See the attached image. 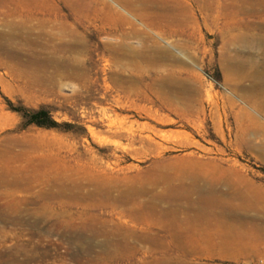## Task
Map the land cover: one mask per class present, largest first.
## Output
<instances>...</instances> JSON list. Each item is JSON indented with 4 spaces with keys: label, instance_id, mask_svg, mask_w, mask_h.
I'll return each instance as SVG.
<instances>
[{
    "label": "rangeland",
    "instance_id": "1",
    "mask_svg": "<svg viewBox=\"0 0 264 264\" xmlns=\"http://www.w3.org/2000/svg\"><path fill=\"white\" fill-rule=\"evenodd\" d=\"M139 1L0 0V264H254L247 246L183 255L157 219L173 209L94 202L110 185L155 193L192 172L226 204L178 218L227 216L264 239V0ZM157 10L179 23L137 17ZM236 34L246 40L226 44ZM17 107L57 125L28 123ZM61 185L76 200L51 199ZM101 227L162 242L91 239Z\"/></svg>",
    "mask_w": 264,
    "mask_h": 264
},
{
    "label": "bare ground",
    "instance_id": "2",
    "mask_svg": "<svg viewBox=\"0 0 264 264\" xmlns=\"http://www.w3.org/2000/svg\"><path fill=\"white\" fill-rule=\"evenodd\" d=\"M120 1L121 0H119V2ZM129 1L130 0H128V2ZM140 2H142V1L140 0L139 3ZM136 3H138V2H136ZM145 3L147 4V2H144V4ZM142 4L143 3H141L140 4L141 6L140 5L139 6L140 7H146V6H142ZM148 4H150V3H148ZM152 4H153V2H152ZM121 5H123V4H121ZM126 5H129V4H126ZM139 6L136 5V7H139ZM136 7L134 6V8H136ZM150 7H151V5H150ZM154 7H152V8H154ZM131 8H133V7H131ZM148 9H150V8H148ZM132 10H135V9H132ZM146 11L147 10H145L144 12H146ZM148 11H150V10H148ZM132 12H131V14H133ZM140 12H142V13L141 14H138L137 17L138 18H141V19L149 20V22L151 21L150 22V25L151 26H154L155 25V26H161V27H170L172 24L179 23L178 20L177 21L172 20L173 21L172 22L171 19H169V18L166 19L167 18L166 17L167 16L166 14H165L166 15L165 16L166 18L165 17L164 18H160L161 16L158 14V10L156 12H157L159 18H154L153 17L154 20L152 18L148 17L146 14H144L143 11H140ZM136 13H138V12H136ZM171 16H173V15H171ZM135 17H136V15H135ZM155 19H157V20H155ZM175 19H176V17H175ZM130 22H129V24H130ZM234 29H238V27H235ZM244 40H246L245 37H243V36L240 37V36H238V34H236L230 41H228V43L226 42V44H230V43L233 44V43H236V42H243ZM153 179H155V178H153ZM161 179L163 181L165 178L164 179L161 178ZM57 182H59V180ZM102 182H104V184H105V181H102ZM4 183L7 186H9V187H14V188H17V189H21V188H18V187H20L19 186L20 184H17L16 181L15 182L4 181ZM147 184H149V183H147ZM155 184L153 185L154 187H155ZM54 185H56V184H54ZM63 185L65 186V184H63ZM61 186H59V187L58 186L57 187L55 186L56 188H54V189H56V192L55 191L54 192L56 194H52L51 196L49 194L50 197H52V196L54 197V198H51V199H57L56 197L64 196L66 198H69L70 201H74L73 199H75L76 197H74L72 195V193L70 192V190L68 189V191L71 194H68V193L66 194L65 193V190H64L66 188L63 187V186L61 187ZM73 186H74V184H73ZM75 186H76V184H75ZM115 186H111L110 185L107 189L103 190L98 195V197H99V199L97 198V201L98 202H96V200L94 202L97 203L98 205H110V206L112 204H114V206H126V205H130L132 207V209L153 210V209H158V208H165L167 210L168 209H173L172 211H174V209L179 208V207H186V208H194V207H216V206L218 207V206H221L223 204H226V202H224L223 200H220V199L216 200L217 198L216 199L211 198V196L209 195V191H208L209 190V182H207L205 179H203L201 177H198V175H195L192 172L191 173L190 172H187V173L186 172L185 173L179 172V173H177L176 175H174V177L172 179H167V181H165L163 183V185H162L163 188L160 190V192H155V193H154V190L156 189V187H155V189H152L153 190V193L150 190H148V191H144V193L146 192L144 194L141 191H139V192L138 191L137 192L135 191L134 192V191H132L133 189L132 190L130 189L131 190L130 191L129 188H127V187H124V188H120L119 187L118 188V187H115ZM98 187H99V185L96 186V189H98ZM93 188L95 189V187H93ZM96 189H95V191H97ZM100 189H101V186H100ZM24 190H25V188H24ZM74 190H76V189L74 188L71 191H74ZM140 190H142V189H140ZM74 193L77 195L76 192H74ZM94 193H96V192L93 191L92 194H91V196ZM96 195L97 194H95V196ZM132 211H134V210H132ZM168 211H171V210H168ZM125 212L131 217V219L133 221H135L137 223H145L146 222V217L143 216L142 214H138L137 212L136 213L135 212H129L128 210L125 211ZM169 217L167 216V217H161L162 219H160V218H157V219L161 223H163V224H166V223H170L171 224L172 223V218H169ZM105 232H104V227H101V228L98 229V231H96L95 233H92L91 234V239H93V238H98V239L99 238H103V239H109V238H111V241L110 242L113 243L112 241H114V243H115L116 241H122V242L123 241H126V240H128V238H134L136 240H139L140 242H143L145 240H150L152 238L149 235H145V234H141V233L139 235L138 234L136 235L135 233L133 234L132 232H129V231L123 232V231H119L118 229L116 231L114 229H110V232L108 231V234H106ZM129 249L128 248H123V249L117 251V248H115V249H113L111 251V254H115L116 255L117 252H118L120 255H124L127 252H129L128 251ZM161 264H172V263L170 261H164Z\"/></svg>",
    "mask_w": 264,
    "mask_h": 264
},
{
    "label": "crops",
    "instance_id": "3",
    "mask_svg": "<svg viewBox=\"0 0 264 264\" xmlns=\"http://www.w3.org/2000/svg\"><path fill=\"white\" fill-rule=\"evenodd\" d=\"M197 208L210 207H179L174 209V215L169 217L172 218V227L166 229L170 231L173 240L176 239L174 244L176 246L178 245V249L183 255L188 254L195 258H207L211 256L222 257L227 253H233L234 250H236L237 253H241L244 250V246H247L250 248L251 252L248 257L253 256L252 259L255 261L254 264H264V254L260 248V246L264 245V239L261 241L260 226H250L242 223L231 224L226 222L227 216L206 215L204 217L195 218L190 216L184 219L177 217V214L182 211H193ZM205 214L207 213L205 212ZM211 222H217L220 223V225L212 226ZM262 232L264 233V228L262 229ZM161 242V238L153 236L143 244H155L157 246L161 244ZM213 246H218V248L213 250ZM179 260L180 264H191L188 261H183L182 259ZM165 261H170L172 264H176L175 261L169 259ZM156 264L160 263L157 262Z\"/></svg>",
    "mask_w": 264,
    "mask_h": 264
},
{
    "label": "trees",
    "instance_id": "4",
    "mask_svg": "<svg viewBox=\"0 0 264 264\" xmlns=\"http://www.w3.org/2000/svg\"><path fill=\"white\" fill-rule=\"evenodd\" d=\"M13 110L17 111L22 117H25L28 123H32L34 125L42 127H54L57 125L42 109L28 111L23 108L17 107L13 108Z\"/></svg>",
    "mask_w": 264,
    "mask_h": 264
}]
</instances>
